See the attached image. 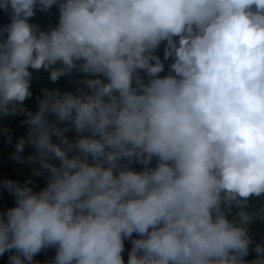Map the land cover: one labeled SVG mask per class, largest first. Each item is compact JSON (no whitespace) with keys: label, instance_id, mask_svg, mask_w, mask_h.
Returning <instances> with one entry per match:
<instances>
[{"label":"clouds","instance_id":"obj_1","mask_svg":"<svg viewBox=\"0 0 264 264\" xmlns=\"http://www.w3.org/2000/svg\"><path fill=\"white\" fill-rule=\"evenodd\" d=\"M53 7L54 25L32 22ZM0 10V116L27 125L10 158L45 182L0 180L14 199L0 211L7 264H264L250 234L264 221V0ZM41 69L76 87L41 88L33 111Z\"/></svg>","mask_w":264,"mask_h":264},{"label":"trees","instance_id":"obj_2","mask_svg":"<svg viewBox=\"0 0 264 264\" xmlns=\"http://www.w3.org/2000/svg\"><path fill=\"white\" fill-rule=\"evenodd\" d=\"M58 17V12L55 7H53L47 13L38 12L33 18L32 22L37 23L41 28L47 27L49 24L54 25ZM8 22L7 15L0 10V25L6 24ZM77 79L76 74L74 73L71 77H60L56 82H51L48 80V72L41 69L38 72H34L33 79L31 82V91L32 97L26 99L24 104L30 110H35L36 108V98L40 96L41 88H59L61 91H72L75 89L76 84L73 81ZM23 115H10V116H0V128L7 127L8 132L11 134L12 143L9 144L6 141V136L3 133H0V180L5 178L19 180L23 182L26 178H31L37 183L34 184L35 189H39L44 186L45 182H37L42 180V177H36L31 174V168L35 167L34 164L29 163H20L14 161L10 158L11 153L14 151V144L16 138L19 136L26 135L27 125L20 123L23 120ZM69 135H74V133H69ZM32 149L28 146L25 147L23 155L30 154ZM14 203L13 197L0 186V211H3L7 207L12 206ZM255 203V199L253 200ZM250 234L253 236L254 240L260 241V238L264 236V221H255L250 226ZM135 235V233L133 234ZM125 240L124 242H126ZM54 256V249H49L46 252L38 253L34 259L45 261L50 260ZM255 254L250 252L245 259L254 258ZM8 253L6 252L3 255H0V264H7Z\"/></svg>","mask_w":264,"mask_h":264}]
</instances>
